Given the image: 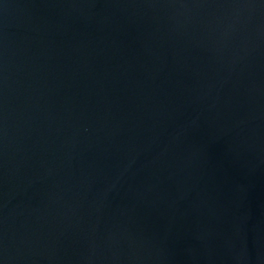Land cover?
<instances>
[{"label":"water","instance_id":"water-1","mask_svg":"<svg viewBox=\"0 0 264 264\" xmlns=\"http://www.w3.org/2000/svg\"><path fill=\"white\" fill-rule=\"evenodd\" d=\"M0 264H264V0H0Z\"/></svg>","mask_w":264,"mask_h":264}]
</instances>
